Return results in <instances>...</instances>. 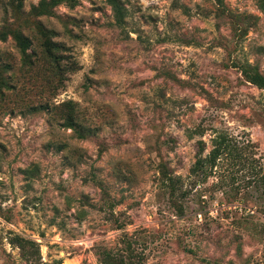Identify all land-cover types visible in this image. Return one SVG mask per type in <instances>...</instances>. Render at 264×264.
Listing matches in <instances>:
<instances>
[{
	"label": "rangeland",
	"instance_id": "374dc122",
	"mask_svg": "<svg viewBox=\"0 0 264 264\" xmlns=\"http://www.w3.org/2000/svg\"><path fill=\"white\" fill-rule=\"evenodd\" d=\"M40 1L0 0V264H264V0Z\"/></svg>",
	"mask_w": 264,
	"mask_h": 264
},
{
	"label": "trees",
	"instance_id": "16d2710c",
	"mask_svg": "<svg viewBox=\"0 0 264 264\" xmlns=\"http://www.w3.org/2000/svg\"><path fill=\"white\" fill-rule=\"evenodd\" d=\"M45 1L46 0L40 1V7L42 9H43V7H45ZM61 1H64V0H55L54 4H58ZM66 1H72L73 4L76 3V0H66ZM109 1L113 7V10L116 13L118 23H120V24L123 23L125 8H123V6L121 5V2L119 0H109ZM7 37H8V34L6 32L0 33V39L6 40ZM14 38H15V40H17V42L20 45H22V48H24V49L28 48V46H27L28 41H29V43H31L30 40L27 39L26 37H24L22 34L16 35V36H14ZM56 46L60 47V48L64 47L62 44H59V43H56ZM51 56L53 57V63L55 65V67L58 69V73L61 72L62 66H61L60 61H59V54L51 52ZM244 73L248 77V79L251 83H253V84L257 85L258 87L264 89V75L260 71H258L256 69H252V68H250V69L245 68ZM218 139L219 140L216 141V144H214V148L211 150V152L208 156L203 157L201 155V152H199L200 155L198 154V158L191 168V174H198L199 172H201V170L204 169L203 167L207 162H210V168L215 167L216 161L219 158L220 154L225 153V151L230 150V146L226 142L225 138L218 137ZM257 180L260 184L264 185V174L259 175Z\"/></svg>",
	"mask_w": 264,
	"mask_h": 264
}]
</instances>
